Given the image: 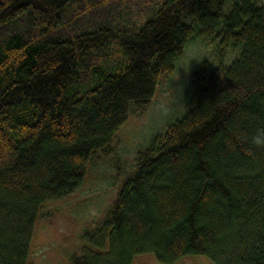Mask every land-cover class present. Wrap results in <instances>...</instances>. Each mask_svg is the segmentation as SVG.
Listing matches in <instances>:
<instances>
[{
  "label": "trees",
  "instance_id": "obj_1",
  "mask_svg": "<svg viewBox=\"0 0 264 264\" xmlns=\"http://www.w3.org/2000/svg\"><path fill=\"white\" fill-rule=\"evenodd\" d=\"M125 1L0 0V264H30L43 204L83 182L194 35L219 38L217 64L197 67L188 109L138 151L70 264H264V146L250 143L264 128V5L130 0L144 14L131 28Z\"/></svg>",
  "mask_w": 264,
  "mask_h": 264
},
{
  "label": "rangeland",
  "instance_id": "obj_2",
  "mask_svg": "<svg viewBox=\"0 0 264 264\" xmlns=\"http://www.w3.org/2000/svg\"><path fill=\"white\" fill-rule=\"evenodd\" d=\"M144 1L151 5L156 0ZM233 1H226L225 12ZM129 2L122 3V14L117 21L133 28L134 22L140 23L144 14L138 15L139 6L126 13L123 6ZM257 2L264 5V0ZM219 47V38L191 37L175 62L174 71L161 74L150 104L145 108L133 106L128 120L109 143L108 151L98 150L92 156L83 182L68 195L43 204L30 243V264H70L72 256L88 244L84 231L93 230L107 215L120 184L134 168L138 151L186 112L195 70L205 60L210 68L214 67ZM112 49L121 54L117 44ZM237 53V48L229 47L224 63H231ZM132 264H213V261L204 254H188L173 263H162L154 253L145 252L137 254Z\"/></svg>",
  "mask_w": 264,
  "mask_h": 264
},
{
  "label": "clouds",
  "instance_id": "obj_3",
  "mask_svg": "<svg viewBox=\"0 0 264 264\" xmlns=\"http://www.w3.org/2000/svg\"><path fill=\"white\" fill-rule=\"evenodd\" d=\"M250 143L257 147L264 146V128H259L252 134Z\"/></svg>",
  "mask_w": 264,
  "mask_h": 264
}]
</instances>
